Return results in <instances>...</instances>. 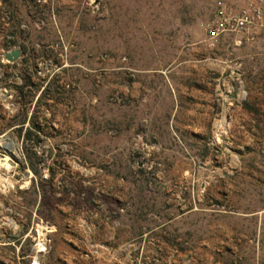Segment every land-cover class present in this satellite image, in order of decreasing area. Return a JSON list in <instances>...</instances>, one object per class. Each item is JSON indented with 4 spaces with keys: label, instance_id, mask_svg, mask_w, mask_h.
I'll return each instance as SVG.
<instances>
[{
    "label": "rangeland",
    "instance_id": "1",
    "mask_svg": "<svg viewBox=\"0 0 264 264\" xmlns=\"http://www.w3.org/2000/svg\"><path fill=\"white\" fill-rule=\"evenodd\" d=\"M218 1L0 0V264H264V28L211 44Z\"/></svg>",
    "mask_w": 264,
    "mask_h": 264
},
{
    "label": "built area",
    "instance_id": "2",
    "mask_svg": "<svg viewBox=\"0 0 264 264\" xmlns=\"http://www.w3.org/2000/svg\"><path fill=\"white\" fill-rule=\"evenodd\" d=\"M202 27L211 44L240 34L247 35L248 40L254 39L255 32L264 28V0H220L213 19Z\"/></svg>",
    "mask_w": 264,
    "mask_h": 264
},
{
    "label": "water",
    "instance_id": "3",
    "mask_svg": "<svg viewBox=\"0 0 264 264\" xmlns=\"http://www.w3.org/2000/svg\"><path fill=\"white\" fill-rule=\"evenodd\" d=\"M21 54L22 53L19 49H14V50H11L10 52H7L5 54V58L9 62H16L20 59Z\"/></svg>",
    "mask_w": 264,
    "mask_h": 264
},
{
    "label": "trees",
    "instance_id": "4",
    "mask_svg": "<svg viewBox=\"0 0 264 264\" xmlns=\"http://www.w3.org/2000/svg\"><path fill=\"white\" fill-rule=\"evenodd\" d=\"M24 89H25V86H24V87H20V88H18L19 93H20L21 95H23V96H25V94H24ZM31 123H32L33 127L37 128V129H40L39 123H38L35 119L32 120ZM21 124H22V125H25V124H26V121H23ZM22 127H23V126H22ZM31 135H32L31 132L28 133V140H29V141L32 140Z\"/></svg>",
    "mask_w": 264,
    "mask_h": 264
},
{
    "label": "bare ground",
    "instance_id": "5",
    "mask_svg": "<svg viewBox=\"0 0 264 264\" xmlns=\"http://www.w3.org/2000/svg\"><path fill=\"white\" fill-rule=\"evenodd\" d=\"M5 165H7V164H3V163H1V160H0V168H1V166H5ZM5 179V178H4ZM2 181V176H1V174H0V182ZM4 182V181H3ZM5 182L6 183H9V185H12L10 182H9V180H7V179H5ZM4 184V183H3ZM39 247V246H38ZM42 247H43V244H41L40 243V249H42Z\"/></svg>",
    "mask_w": 264,
    "mask_h": 264
}]
</instances>
